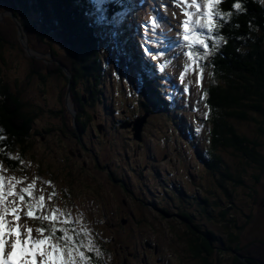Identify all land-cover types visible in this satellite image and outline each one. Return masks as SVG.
I'll use <instances>...</instances> for the list:
<instances>
[{"label": "rangeland", "instance_id": "obj_1", "mask_svg": "<svg viewBox=\"0 0 264 264\" xmlns=\"http://www.w3.org/2000/svg\"><path fill=\"white\" fill-rule=\"evenodd\" d=\"M160 2L166 5L162 10L167 20L161 29L164 35L158 36L150 30V25H145L155 13L156 16L161 15V8H157L159 5H153L155 12L151 8L148 12L145 8L139 14V22L146 30L137 31V40L144 50L149 48L146 44L155 40H160L161 49L164 44L176 38L178 40V33L183 31L182 24H179L183 21L181 6L172 4L171 0H157L158 4ZM6 15L10 16L9 12ZM7 18L9 23L12 22L7 29L10 40L16 41V24L11 17ZM30 18L35 19L34 16ZM3 21L4 17H0V22ZM24 21L30 24L28 19ZM52 41L53 46L59 48L56 40ZM102 47L107 50L108 61L104 68L109 70L110 75L106 84V78H103V84L98 89H91L93 95L80 85L83 82L80 77L75 93L67 95L73 74L58 59L60 55L55 58L48 53L34 51V58L45 60L57 74H66L68 86L64 79L59 80L51 73H43L45 80L42 77L40 80L38 74H32L29 70L31 63L27 59L30 56L25 50L23 55L7 45L0 49L1 76L7 79V83L18 81L25 85V98L36 100L46 108L43 115L36 119L33 132L40 134H35L33 151L20 159L24 167L22 172L28 174L7 173L0 165V175L6 181L9 177L21 181L15 184L17 192L35 180L32 194L34 197H45V208H34L33 217H28L27 194L24 202H20L18 197H8L6 204L16 199L20 219L15 220L11 213L6 219L12 220L14 225L27 224L33 228V238H38L35 229L40 227L41 221L34 219L38 215L34 216L35 212L46 215L54 207L70 211L78 221L76 227L82 224L90 230L96 249L86 251L91 263L202 264L189 252L188 241L195 240L206 230L213 231L223 241L214 244V254L209 257L214 264H238L234 250L250 244H260L258 251L252 252L254 248L251 249L250 256L252 252L255 255L253 259L264 260V170L250 169L243 174L245 167L241 165L239 154L236 155L232 149L225 150L221 153L223 159L232 170L240 173L246 185L236 187L232 181L224 180L222 188L197 156L199 152L206 154L205 134L209 125L205 121L209 110L204 102L206 96L203 91L208 80L204 72L197 84L199 73L191 69L187 71L183 84L188 86L189 91L183 92L179 77L187 62L182 54L184 46H178V51H164L163 55H156L157 50L144 51L146 62L153 61L156 66L160 64L164 68L158 80L161 97L168 98V94L176 90L175 99L178 102L175 111L174 108L170 110V116L157 114L150 117L145 114L147 108L140 106L141 100L145 102L143 88L149 83L147 76L143 75L142 80L140 78L141 83L137 79L135 86L133 81L142 71H135L137 77L127 73L124 66L126 55L119 58L117 47L111 41L102 43ZM137 57L140 63L144 62L140 54ZM78 97L83 100H78ZM89 115L92 116L90 120ZM77 117L79 123L84 124L82 135L78 133L81 129L75 120ZM139 119L145 121L141 139L136 140L133 123ZM233 123L240 134L262 142L264 157V135L259 132V125L252 121ZM150 153L155 159L150 158ZM49 181L51 186L47 183ZM7 187L6 182L5 191ZM210 189H214V196H211ZM53 192L55 195L48 199ZM204 198H207V212L214 218L208 219L205 215L201 201ZM160 203L166 208L165 214L160 209ZM214 203L220 206L212 208ZM232 203L239 210L230 208ZM222 209L233 215L231 220L234 224L220 217ZM187 214L194 215L195 219L190 222L183 220L181 215ZM191 226L201 227L202 232L194 233ZM25 232L26 229H21L22 239ZM261 241L262 244L257 243Z\"/></svg>", "mask_w": 264, "mask_h": 264}, {"label": "trees", "instance_id": "obj_2", "mask_svg": "<svg viewBox=\"0 0 264 264\" xmlns=\"http://www.w3.org/2000/svg\"><path fill=\"white\" fill-rule=\"evenodd\" d=\"M129 1L131 8H137L131 0ZM237 2L241 3L243 11L232 7ZM130 4L127 0H107V11L103 14V18L95 8V0H0V12L4 7L14 13V16L23 24L32 51L48 53L55 58L60 55L58 59L73 74L69 93H75L79 77L83 79L80 85L92 93L91 89L93 87L98 89L103 84L101 83L103 78H106V84L110 75L109 70L104 68L108 59L106 58L107 50L102 47V43L111 41L116 45L119 58L125 53L124 47L130 43L134 45V36L126 35L125 40L120 34V32L127 34V30L129 31L121 13L127 11V6ZM218 9L222 13H231V15L225 21H217L221 26L214 30V34L218 33L223 37L222 41H217L218 47H214L209 40L210 55L207 59L198 61L204 68L206 79L208 78L203 92L207 93L204 102L209 110V116L205 121L209 125L205 134L206 154L199 152L197 156L203 167L216 177L217 183L222 188H224V180L232 181L236 187H243L246 185L243 177L239 176L240 173L237 170H232L221 153L228 149L235 150L236 155L239 154L242 160L241 165L245 167L243 174H247L250 169L264 170L262 142L240 134L233 123L237 121L255 122L259 125V132L264 135V0H221ZM31 16L35 19H31ZM25 18L30 21V24L25 23ZM10 23L7 17L0 22V49L7 45L12 50H18L20 54H23L24 49L17 40L18 36L16 41L10 40L11 36L7 30L8 26L12 25ZM14 30L17 32L16 28ZM204 31L206 33V30ZM52 39L56 40L59 48L53 46ZM187 50L186 48L185 51ZM200 51L202 54V50ZM136 53L138 55L137 50ZM0 58L2 60V56ZM27 59L31 63L29 70H32V74H38L39 79L42 77L45 80L43 73L48 72L51 76H56L59 80L64 79L67 83L66 74L59 72L57 74L45 60H37L34 57ZM125 59L126 72L135 77H137L135 71L141 63L143 65H141L140 77L138 76L133 81L135 86L136 80L140 81L143 75L149 80L147 87L143 88L145 102L141 100L140 103V106L147 108L145 114L150 117H155L157 114H163V117L170 116V110L174 108L175 111L178 102L172 94H169L168 98L161 97L157 84L160 78L158 74L162 73L160 67L155 68L152 63L146 62L147 60L140 63L135 58L128 61L125 56ZM6 81L7 79L3 78L0 72V165L7 173L16 172L27 175V172H22L24 167L20 159L26 153L33 151L34 138L40 134H36L37 131L33 132L36 119L43 115L46 108L36 100L25 98V89H27L25 85L19 84L18 81L14 84ZM78 98V100H83ZM90 118L92 116L89 115L88 119ZM151 119L148 121L150 122ZM75 120L81 129L78 133L82 135L84 124L79 123L78 117ZM149 155L150 158L155 159L153 154ZM115 179L119 181L118 177ZM210 192L211 196L215 195L214 189H210ZM206 200L207 198L201 200L203 211L208 219L214 218L213 214L207 212ZM160 206L165 214L166 208L162 203ZM218 206L220 204L214 203L212 208H218ZM230 208L239 210V207H235L233 203ZM222 211H220V217L233 223L231 220L233 215H230L228 210ZM181 216L187 222L195 219L191 214ZM50 223L43 222L41 225L47 229ZM191 228L194 233L202 232L199 226H191ZM216 241L223 243L213 231L206 230L195 240L188 241L189 252L199 258L202 264H214L209 257L214 254ZM262 242L257 243L262 244ZM259 245L250 244L242 249L236 248L234 251L237 253L238 262L240 264H245V262L246 264H263L264 260L253 259L255 255L252 252L258 251ZM252 248L254 249L250 256ZM260 248L263 247L260 246ZM102 263L106 262H92L91 264Z\"/></svg>", "mask_w": 264, "mask_h": 264}, {"label": "snow or ice", "instance_id": "obj_3", "mask_svg": "<svg viewBox=\"0 0 264 264\" xmlns=\"http://www.w3.org/2000/svg\"><path fill=\"white\" fill-rule=\"evenodd\" d=\"M106 2L107 0H95V8L101 14V18L107 11ZM171 3L182 8L183 31L178 35H182L183 46L188 49L182 53L187 58V62L183 65V72L179 79L183 84L185 73L191 69L199 73L196 81L199 84L204 68L198 61L207 59L210 55L209 40L214 47H218L217 41L223 40V37L218 33L214 34V30L221 26L217 21H225L231 13L219 11L218 5L221 0H171ZM162 6L166 8V5ZM232 7L243 11L239 2L234 3ZM166 22V17L161 14L150 18V21L145 22V25L146 27L150 25V30L159 36L164 35L161 29ZM224 42L226 43V41ZM200 50H202V54ZM145 51L151 52L152 49L149 47ZM156 55H163V49H157ZM181 90L188 92L189 88L183 84ZM206 95L207 93H204V96ZM196 131L199 132L200 128L197 127ZM6 182L8 184L7 191H5ZM17 183H21V181L16 180L15 177H9L6 181V178L0 175V264H91L86 251L92 252L96 249L90 230L82 224L80 227H76L78 221L72 217L70 211L65 212L54 207L48 210L49 214L34 217L41 223L51 222L47 229L43 226L35 229V232L39 234L38 238H33V228L27 224L14 225L12 220L6 219L9 213L15 220L20 219L19 205L16 199H12L6 204L8 197H18L20 202H24L25 194H27L29 201L26 216L28 217H33L34 208H45V197L43 195L34 197L32 194L35 180L27 187L21 188L19 192L15 191ZM47 183L51 186L50 181ZM54 195L55 192L48 199ZM21 229H26L23 239L21 238ZM57 233L59 235H56ZM9 237H12L11 242H9ZM97 255H99L98 252Z\"/></svg>", "mask_w": 264, "mask_h": 264}, {"label": "water", "instance_id": "obj_4", "mask_svg": "<svg viewBox=\"0 0 264 264\" xmlns=\"http://www.w3.org/2000/svg\"><path fill=\"white\" fill-rule=\"evenodd\" d=\"M6 13L7 12L0 13V17L3 19V17L6 16ZM10 15H12V13ZM16 28L21 46L29 54L30 57H35L34 51H32L31 48L29 47L27 36L24 34V30L18 22L16 23ZM144 121H145L144 119H139L136 122H134V132H135L134 136L136 140L140 139V133L142 131V126Z\"/></svg>", "mask_w": 264, "mask_h": 264}]
</instances>
